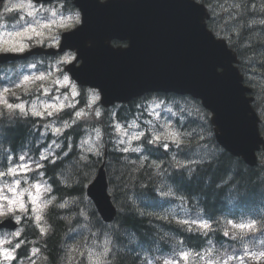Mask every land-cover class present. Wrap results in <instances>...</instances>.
<instances>
[{"label": "trees", "instance_id": "16d2710c", "mask_svg": "<svg viewBox=\"0 0 264 264\" xmlns=\"http://www.w3.org/2000/svg\"><path fill=\"white\" fill-rule=\"evenodd\" d=\"M227 2L232 9L229 20L240 34L237 45L244 50L238 53L253 62L263 77L258 88L261 92L258 107L264 104V24L254 21L264 19V0ZM124 109V113L119 111L117 114L118 119L123 121L134 117L137 112L134 104ZM108 121L102 123L104 128L108 126ZM28 125V122L21 121L3 125L0 129V172L9 169L11 157L17 158L25 152L39 156L42 149L34 147L37 134L34 127L29 130ZM74 132L81 134V125L75 127ZM181 133L185 139L183 144L165 148L162 143L155 144L146 139L140 143L141 152L109 154L108 177L114 201L120 209L111 231L118 248L113 264H144V253L164 256L171 246L183 240L187 244L196 241L199 248H206L213 242L212 235L220 231L216 226L211 233L203 236L154 215L161 209V194L169 192L171 187H161L160 173L156 166H152V161L169 169L167 183L204 216L213 220L222 217L241 221L257 219L264 225L263 166L250 168L242 160L223 151L216 143L207 120L191 116ZM28 145L29 148H25ZM101 161L100 157L83 156L76 147L62 162L46 163L41 172L53 186L57 197L78 200L84 196L85 185L98 170ZM180 161L187 163V167L177 170L175 165ZM79 207L80 203H73L68 224L61 218L65 211L54 210L50 214L51 234L40 242V247L50 257L51 264L58 262L64 239L74 234L76 229L82 230V222L77 227L75 222ZM92 216L97 218L95 212ZM259 235L264 241V230Z\"/></svg>", "mask_w": 264, "mask_h": 264}, {"label": "water", "instance_id": "95a60500", "mask_svg": "<svg viewBox=\"0 0 264 264\" xmlns=\"http://www.w3.org/2000/svg\"><path fill=\"white\" fill-rule=\"evenodd\" d=\"M84 5L83 26L66 35L65 45L78 48L89 61L87 83L102 90L107 105L126 102L146 91L190 92L213 112L218 142L231 154L257 164L263 144L247 89L233 63L236 57L206 28L205 10L191 0H76ZM132 13L131 49H114L115 18ZM92 47L87 48V43ZM223 71L218 73L217 69ZM90 194L106 219L114 209L103 173ZM11 227L10 222L0 224Z\"/></svg>", "mask_w": 264, "mask_h": 264}, {"label": "clouds", "instance_id": "9594fccd", "mask_svg": "<svg viewBox=\"0 0 264 264\" xmlns=\"http://www.w3.org/2000/svg\"><path fill=\"white\" fill-rule=\"evenodd\" d=\"M2 2L3 10L0 12V37L3 39H11L12 37H20L25 36L30 33H46L51 35V39L54 42H58L60 40V31L67 30L74 27L76 24L80 22L81 18V9L80 10H68L64 11L61 7H45V6H37L32 2V0H0ZM20 11V18L11 26V30H9V26L4 17L7 13L12 11ZM258 22L260 24H264V19ZM55 32L54 35L52 33ZM66 38V37H65ZM64 38V39H65ZM2 42V41H0ZM27 43L24 44V47H27ZM76 50L65 47L64 51L60 54V58L56 61L57 65H60L64 62H70L75 59ZM35 65H28V68H34ZM8 71L15 73H23V67H17L16 69H9ZM5 70L0 67V80L4 79ZM38 77L33 73L30 77L28 75H21L22 80L29 79H37ZM69 76L67 74L62 75V81H67ZM75 88V86H73ZM97 100L99 96L95 97ZM35 107V105H33ZM157 108L161 107L160 104L155 105ZM167 111L172 112V108L169 107ZM175 115V113H173ZM135 126V125H133ZM58 131V129H57ZM91 150V149H90ZM132 151H140L139 148H132ZM7 175V173H4ZM16 182L6 183L5 185H0V192H3L4 195L0 196V201L3 202L2 211L5 215H11L12 212L10 210H14L16 206L20 204V198L28 193V188L23 190H15ZM171 194V193H165ZM55 199V197H53ZM35 199H33V203H35ZM52 201L49 200L46 203L50 204ZM69 203L66 201L59 205V207H65V204ZM13 219L17 222L20 220L19 215L13 216ZM230 223V222H229ZM260 227L255 228L256 231L264 230V225L260 224V221L255 222ZM252 225V224H250ZM242 225H232L233 228L241 227ZM23 231V229H8L3 230L0 229V249H3L5 246L13 244L19 232ZM228 230L225 229V235H228ZM241 240L243 237H239ZM258 247L253 251L252 245L250 242L242 243V249L245 256L249 251H252V260L255 261L257 258L260 259L261 264H264V241L258 242ZM15 246V245H14ZM109 249L105 245H98L88 250L87 259L88 264H109L106 257ZM148 264H157V261H148ZM159 264H175L174 258H165L159 262ZM183 264V262H182ZM207 264H248V260L245 259H236L233 260L232 255H229L227 259H222L220 257L213 258L208 261Z\"/></svg>", "mask_w": 264, "mask_h": 264}, {"label": "rangeland", "instance_id": "374dc122", "mask_svg": "<svg viewBox=\"0 0 264 264\" xmlns=\"http://www.w3.org/2000/svg\"><path fill=\"white\" fill-rule=\"evenodd\" d=\"M55 32L52 33L54 35ZM33 37L38 36H46L49 40H51V35L46 33H31ZM47 40L48 43L50 41ZM74 60V59H73ZM72 60V61H73ZM250 70L255 71L254 68L251 66L248 67ZM64 87H67L70 90V93L73 97L76 96V88H73V85L70 84V82L67 80L64 81ZM71 95L65 94L63 98H61L58 101L55 102H48L47 104L44 103H36L34 106H32V110L35 112H39L40 110L47 109V113L50 115L60 109H62L65 105L69 104L70 102H73V98ZM97 95L94 91L88 92V98H89V104L87 107V110H84L79 113V116L81 118H86L90 116L91 113L96 114L97 116H100L102 114V110L98 107V100L95 98ZM156 104H160L161 107H156ZM164 102L160 101L158 99H151L149 101V109L151 113V118L147 120L149 130L152 131L153 136L157 140H166V141H172L176 140L178 138V135L171 126V121L168 118V107L163 106ZM76 121V119H75ZM135 125V126H133ZM59 127L52 126L51 130L52 132L60 131L58 129ZM140 125L137 122H131L128 125H119L117 124V131H118V137H119V145L126 149L130 150L133 148V143L141 136V132H139ZM58 129V131H57ZM101 132L98 130L95 131H89L86 136L84 137V140L82 142V149L85 152H94L98 154H103V150H101ZM91 149V150H90ZM29 167L28 165H23L20 168H14L12 169L11 173L13 177L15 178L14 182H16L15 190H23L25 188H28V193L23 195L20 198V204L15 207L14 210H10L13 213H16L18 210H23L27 207H30V209L33 211V214L38 222V224H41L43 222V207L45 205V201L43 198V195L45 192L48 191L47 187H42L39 184H32L28 178L24 175L28 171ZM4 195L3 192H0V196ZM33 199H35V203H33ZM3 208V202L0 201V215H4V212L2 211ZM39 217V219H37ZM235 225L231 223V226ZM245 227H236L232 229H236L238 231H242L246 229ZM229 232V231H228ZM101 245L107 246V248L110 251V242L104 241ZM95 247V246H94ZM93 247L91 246L90 249ZM108 251V254H109ZM88 254V252H87ZM107 254V257H108ZM13 256L12 253L6 251L5 249H0V264H8L9 259ZM106 257V258H107ZM186 262H189L192 257L189 255L184 257ZM194 261L196 264H207L208 258L206 255L197 256L194 258Z\"/></svg>", "mask_w": 264, "mask_h": 264}, {"label": "snow or ice", "instance_id": "6c2138e0", "mask_svg": "<svg viewBox=\"0 0 264 264\" xmlns=\"http://www.w3.org/2000/svg\"><path fill=\"white\" fill-rule=\"evenodd\" d=\"M37 219H39V217H37ZM241 227H245V226L242 225ZM247 227L251 228V227H253V225H248Z\"/></svg>", "mask_w": 264, "mask_h": 264}]
</instances>
